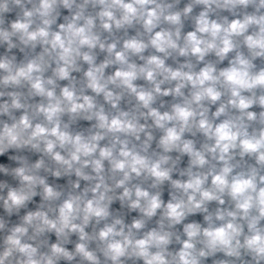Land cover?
Wrapping results in <instances>:
<instances>
[{
  "label": "clouds",
  "instance_id": "1",
  "mask_svg": "<svg viewBox=\"0 0 264 264\" xmlns=\"http://www.w3.org/2000/svg\"><path fill=\"white\" fill-rule=\"evenodd\" d=\"M0 264H264V0H0Z\"/></svg>",
  "mask_w": 264,
  "mask_h": 264
}]
</instances>
